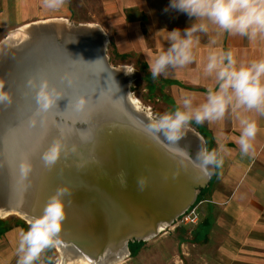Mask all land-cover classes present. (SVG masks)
<instances>
[{
    "label": "water",
    "instance_id": "water-1",
    "mask_svg": "<svg viewBox=\"0 0 264 264\" xmlns=\"http://www.w3.org/2000/svg\"><path fill=\"white\" fill-rule=\"evenodd\" d=\"M98 31L34 23L26 41L0 42V211L33 222L57 198L65 211L59 249L112 260L118 244L127 249L170 227L214 169L204 175L179 155L206 148L195 129L177 144L148 133L154 117L134 106Z\"/></svg>",
    "mask_w": 264,
    "mask_h": 264
},
{
    "label": "crops",
    "instance_id": "crops-1",
    "mask_svg": "<svg viewBox=\"0 0 264 264\" xmlns=\"http://www.w3.org/2000/svg\"><path fill=\"white\" fill-rule=\"evenodd\" d=\"M170 2L64 0L61 7L50 9L44 0H0V34L33 21L68 19L73 13H87V18L105 33L115 56L134 59L150 74L148 64L170 46L168 32L176 28L183 30L194 19L175 10L165 11ZM79 4L84 7L80 8ZM210 37L215 38V45L209 44ZM211 47L232 50L238 64L264 59V39L250 41L215 31L201 35L195 62L184 68L169 69L156 79L172 111L180 106L183 96L191 95L196 103H202L207 91L216 87L214 78L203 74ZM241 116L258 124L253 150L248 155H243L237 144ZM190 126L206 136L209 150L223 145L224 162L215 168L196 203L200 220L189 231L196 263L188 264H264V116L255 111L230 110L221 121L193 122ZM8 217H0L7 224L0 231V264H17L19 238L27 230L21 222L8 223ZM38 264H50L46 252Z\"/></svg>",
    "mask_w": 264,
    "mask_h": 264
},
{
    "label": "clouds",
    "instance_id": "clouds-1",
    "mask_svg": "<svg viewBox=\"0 0 264 264\" xmlns=\"http://www.w3.org/2000/svg\"><path fill=\"white\" fill-rule=\"evenodd\" d=\"M63 4L64 0H44V5L50 9H57ZM168 10L185 13L194 19L183 30L167 31L170 46L148 64L154 80L165 75L169 69L184 68L195 62L201 35L207 36L215 31L218 34L239 35L250 41L264 39V0H171L165 11ZM209 44L215 45V38L210 37ZM134 72L130 70L126 74ZM203 74L216 81V87L207 91L206 100L196 103L191 95L183 96L175 110L150 121L147 125L150 135L156 139L163 138L169 144H177L183 130L191 123L221 121L230 110L255 111L264 116V59L253 60L246 65L238 64L232 50L211 47L203 65ZM41 98L45 101L44 107L52 102L43 92ZM2 99L6 97L0 96ZM239 123L241 131L237 144L240 152L248 155L253 150L258 124L247 116H241ZM223 151L221 145L218 149L202 148L195 158L184 152L179 155L199 172L208 175L211 169L223 165ZM44 160L50 167L56 161V153ZM139 188L143 191L142 181ZM64 218L63 203L57 198L49 200L43 214L21 233L16 250L19 257L17 264H38L42 253L57 245Z\"/></svg>",
    "mask_w": 264,
    "mask_h": 264
},
{
    "label": "rangeland",
    "instance_id": "rangeland-1",
    "mask_svg": "<svg viewBox=\"0 0 264 264\" xmlns=\"http://www.w3.org/2000/svg\"><path fill=\"white\" fill-rule=\"evenodd\" d=\"M79 6L80 8L84 7V5L82 4H79ZM87 15V13H73L70 18L64 19L72 24H96L94 21H91V19H88ZM58 18L63 17L49 18L43 20L46 21ZM79 19H81L82 21H75ZM13 30L15 29L0 34V42ZM105 53L108 57L109 62L113 66L129 65L130 70L135 71L131 74L132 76L129 85V91L131 96L138 99L142 108L148 110L154 118L165 112L172 111V109L166 102V99L163 95V91L159 83L154 80L150 74L146 72L144 67L139 62L135 61L134 59H123L115 56L114 51L108 41L106 44ZM189 127L193 128L190 125ZM200 196L201 194L199 195V198ZM6 219L8 223L21 222L25 226H27V228H29L30 226L23 219L15 215H11ZM179 220L180 217H178V219L170 227H167L165 230L161 231L157 236L147 241L130 242L127 248L128 257L120 264L196 263L194 246L190 241L192 239V234L190 235L189 233V231L193 229L196 224L183 225L179 222ZM45 252L47 253L49 263L56 264L58 258L60 257L58 250L53 247L47 249Z\"/></svg>",
    "mask_w": 264,
    "mask_h": 264
},
{
    "label": "bare ground",
    "instance_id": "bare-ground-1",
    "mask_svg": "<svg viewBox=\"0 0 264 264\" xmlns=\"http://www.w3.org/2000/svg\"><path fill=\"white\" fill-rule=\"evenodd\" d=\"M34 23L35 24L53 23V24H59V25H69L70 24L65 19H52V20H46V21L42 20V21H35V22L27 23L26 25H23V26L15 29L13 31H11L10 34L2 40L3 41L2 45H6L10 48L13 46H17L19 43H21V41H26L25 39L27 38L28 30L31 27V25ZM84 24H86V23H84ZM88 26L96 27V25L93 23H88ZM100 31H101V33L99 31H98V33H99L100 37H102V43H103V45H106L107 44L106 36L104 35V32L101 30V28H100ZM116 67H117L116 70L124 77V79L127 82H131V76L132 75L126 74L127 71H130L129 65L128 66L127 65H118ZM131 100L134 103V106L139 111L142 110L144 113L149 115V111L146 110L145 108H142V106L140 105L137 98L131 96ZM187 133H193L194 135H196L191 127H186L183 130V134L187 135ZM10 215H15V216L23 219L28 225H31V223H32L31 219L24 217L23 215H20L16 212L15 213H13V212L8 213V212L0 211V217H7ZM158 230L161 232V231L165 230V228H163V225H162L161 228H159ZM55 248L58 250L59 255H60L56 264H120L128 257V250L126 249V247L123 244H118L117 246H115L114 250L116 251V253L112 257V260H108L106 258L107 254H101L99 258L91 259V258L86 257V256L76 255L71 251H63L62 249H59L58 243L55 246Z\"/></svg>",
    "mask_w": 264,
    "mask_h": 264
},
{
    "label": "built area",
    "instance_id": "built-area-1",
    "mask_svg": "<svg viewBox=\"0 0 264 264\" xmlns=\"http://www.w3.org/2000/svg\"><path fill=\"white\" fill-rule=\"evenodd\" d=\"M199 218L200 217L197 209V204H194L180 216L179 222L183 225H195L198 223Z\"/></svg>",
    "mask_w": 264,
    "mask_h": 264
},
{
    "label": "trees",
    "instance_id": "trees-1",
    "mask_svg": "<svg viewBox=\"0 0 264 264\" xmlns=\"http://www.w3.org/2000/svg\"><path fill=\"white\" fill-rule=\"evenodd\" d=\"M196 131H197V130H196ZM197 132H199V131H197ZM199 133H200V135L203 137V139H204V141H205V146H206V148L208 149V141H207V139H206V136H205L203 133H201V132H199ZM214 170H215V169H214ZM204 189H205V188H204ZM204 189H202L201 192H202ZM201 192H200V194H201ZM200 194H199V195H200ZM198 198H199V197H198ZM198 200H199V199H197L195 203H197ZM22 224H23V223H22ZM23 225H24V224H23ZM24 227L26 228V230H28L27 226L24 225ZM6 228H7V224H6V222L0 220V231H2L3 229H6Z\"/></svg>",
    "mask_w": 264,
    "mask_h": 264
}]
</instances>
